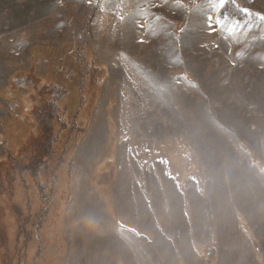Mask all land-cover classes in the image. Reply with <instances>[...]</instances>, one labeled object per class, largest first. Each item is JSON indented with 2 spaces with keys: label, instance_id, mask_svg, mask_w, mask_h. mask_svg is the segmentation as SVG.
<instances>
[{
  "label": "rangeland",
  "instance_id": "rangeland-1",
  "mask_svg": "<svg viewBox=\"0 0 264 264\" xmlns=\"http://www.w3.org/2000/svg\"><path fill=\"white\" fill-rule=\"evenodd\" d=\"M228 1L0 0V264H264V0Z\"/></svg>",
  "mask_w": 264,
  "mask_h": 264
},
{
  "label": "trees",
  "instance_id": "trees-1",
  "mask_svg": "<svg viewBox=\"0 0 264 264\" xmlns=\"http://www.w3.org/2000/svg\"><path fill=\"white\" fill-rule=\"evenodd\" d=\"M226 10L230 11V16L232 17H237L241 15L240 11L236 7H234V3L232 0L225 3L224 9L222 10V14L223 13L226 14ZM16 84L24 86L25 89L27 88V91H29L32 97L35 96V93H37V90L42 91L43 89H47L46 85L40 84L33 77H29V76H26L22 79H17ZM60 88L61 87L52 86L51 89H53L55 92H53V95L50 98H48L49 101H47V103H44V107L47 110L46 113H47L48 119L51 121V123H55V125L58 126L56 132H52V127L50 128L48 126V123L45 120L44 113H40L39 108L40 106L43 107V104H40L37 107L36 113L31 111L32 121L35 122L39 127H42L43 132L47 134V136H49L48 141H47L49 142V145L57 144L60 132L65 131L67 129V126H66L67 119L65 117L66 110L62 106V101H64V96L66 92H64ZM86 111H88V109H86ZM70 124H71V127H70L71 130L78 131L80 128H82L85 125V120L77 122L76 116H75L74 120L71 121ZM109 131H110V140H113V137L111 136V133L114 131L113 128L109 127ZM34 171L38 172L37 169H34Z\"/></svg>",
  "mask_w": 264,
  "mask_h": 264
},
{
  "label": "snow or ice",
  "instance_id": "snow-or-ice-1",
  "mask_svg": "<svg viewBox=\"0 0 264 264\" xmlns=\"http://www.w3.org/2000/svg\"><path fill=\"white\" fill-rule=\"evenodd\" d=\"M221 3H223V0H221ZM247 11V10H246Z\"/></svg>",
  "mask_w": 264,
  "mask_h": 264
}]
</instances>
